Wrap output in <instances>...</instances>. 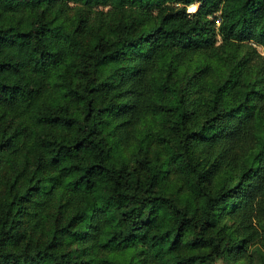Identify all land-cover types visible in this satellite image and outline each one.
<instances>
[{"label":"trees","instance_id":"1","mask_svg":"<svg viewBox=\"0 0 264 264\" xmlns=\"http://www.w3.org/2000/svg\"><path fill=\"white\" fill-rule=\"evenodd\" d=\"M192 1L0 0V264H264V0Z\"/></svg>","mask_w":264,"mask_h":264},{"label":"rangeland","instance_id":"2","mask_svg":"<svg viewBox=\"0 0 264 264\" xmlns=\"http://www.w3.org/2000/svg\"><path fill=\"white\" fill-rule=\"evenodd\" d=\"M192 3V4H190ZM186 5V9L189 11L194 10L197 7L198 1L194 0L192 2H190ZM107 5H102L99 4L97 6H95V8L97 7H106ZM256 44V48L260 51H262V46L261 44ZM210 69H208L209 71ZM138 94V93H137ZM137 98L139 99V95H137ZM124 116H126L127 118H130V121L127 122H122L119 123L117 126V130L118 132H122L126 135V132L128 134V138L126 140L132 141V142H128V141H124V152L127 156V160L129 163L133 162L132 159V146H133V142L136 136H138L141 133V129L145 128L147 125H153L151 126V142H150V153L151 155H158L159 158H161L164 154H165V144L163 142V140L160 138V136L155 133L156 129L158 128V125L161 124V115L159 114H147V112L143 111H139L135 106H133L132 109H128L126 111L123 112ZM121 117V115H120ZM120 117H117L119 120L121 119ZM168 129H165L164 126V133L167 134L168 133ZM126 131V132H125ZM236 146L232 145V148L235 149ZM231 150V154L233 149ZM229 154V153H227ZM24 162H16L15 165H11L9 162L6 163L5 165V169L3 170V174L7 177H9L10 175H12L15 171L16 168H19L20 166L23 165V167L25 168V172L27 173L26 168H28V166L30 165V163L26 162L25 164H23ZM231 163L235 166V168L233 167L232 169L227 168L229 171L228 175H226V180L229 181L231 179H233L234 177V172L237 168V164H238V158L231 161ZM10 164V165H9ZM175 172H176V168L174 167V165L170 166V173H169V178L166 180L167 183L171 182L174 179L175 176ZM231 177V179H230ZM4 186V183H0V189H2V187ZM259 196L258 193L255 194V196L252 198L251 202H255L256 197ZM260 196H264L260 195ZM255 208H253L254 210ZM244 202L240 201L238 204L236 205H232L230 208H226L223 214L222 219L225 220V222L228 224H230V226H236L235 230L236 232L239 234V236H243V238L246 239V237H249V241L247 242L246 246L249 247L252 242H257L258 244H260L263 248H264V235L262 234L263 230L261 229V227L258 226L257 221L255 220L254 217H246L247 215L244 214ZM247 220V221H246ZM249 222V223H248ZM255 228H257L258 234L256 232H254ZM253 230L254 232V236L251 237V231ZM103 253L104 252H109L107 250V248L103 247L102 248ZM227 262L228 264H237L238 262H243V264H253V259L252 257H249L247 254V251L243 248V247H238V248H234L233 250V254L228 256V259L226 258H218L216 263L218 264H224V262Z\"/></svg>","mask_w":264,"mask_h":264},{"label":"bare ground","instance_id":"3","mask_svg":"<svg viewBox=\"0 0 264 264\" xmlns=\"http://www.w3.org/2000/svg\"><path fill=\"white\" fill-rule=\"evenodd\" d=\"M192 4V3H191Z\"/></svg>","mask_w":264,"mask_h":264}]
</instances>
